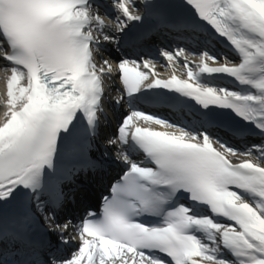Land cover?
<instances>
[{
  "label": "snow or ice",
  "instance_id": "obj_1",
  "mask_svg": "<svg viewBox=\"0 0 264 264\" xmlns=\"http://www.w3.org/2000/svg\"><path fill=\"white\" fill-rule=\"evenodd\" d=\"M185 3L195 12L192 25L204 22L226 39L238 63L227 57L217 63L221 58L208 51L192 61L180 48L160 53L173 67L168 79L148 59H123L115 68L105 59L98 66L94 49L101 36L113 41L129 22L144 18L133 11L134 0H113L115 24L106 22L94 0H0V57L11 66L0 122V245L21 238L10 232L17 215L5 206L22 209L27 223L33 197L42 210L45 194L54 207L62 205L60 145L82 131L96 134L103 77L114 71L129 98L166 90L157 97L229 110L245 125L238 133L250 129L264 139V0ZM146 7L160 6L149 0ZM180 59L186 79L175 74ZM218 76L237 87L214 86ZM186 128L143 111L128 114L118 138L108 141L127 149L118 154L127 170L111 185L100 213L89 212L80 222L77 250L65 258L53 245L52 255L41 260L33 248V258L20 264H264V164L250 158L255 152L264 161V144L240 153L207 131ZM136 152L144 159L134 160ZM241 156L247 158L230 159ZM69 227L56 224L50 231L67 244Z\"/></svg>",
  "mask_w": 264,
  "mask_h": 264
},
{
  "label": "bare ground",
  "instance_id": "obj_2",
  "mask_svg": "<svg viewBox=\"0 0 264 264\" xmlns=\"http://www.w3.org/2000/svg\"><path fill=\"white\" fill-rule=\"evenodd\" d=\"M6 67H7V62L2 57H0V68H6ZM0 86H1V84H0ZM2 109H5V108L2 106V101H1V103H0V110H2ZM73 245H75V244H73Z\"/></svg>",
  "mask_w": 264,
  "mask_h": 264
},
{
  "label": "rangeland",
  "instance_id": "obj_3",
  "mask_svg": "<svg viewBox=\"0 0 264 264\" xmlns=\"http://www.w3.org/2000/svg\"><path fill=\"white\" fill-rule=\"evenodd\" d=\"M0 77H1L2 82H3L2 85H4V84H5V79H6V78H5V76H3V75L0 76ZM0 88H1V87H0ZM1 90H2V88L0 89V93H1ZM238 150H239V149H238Z\"/></svg>",
  "mask_w": 264,
  "mask_h": 264
}]
</instances>
